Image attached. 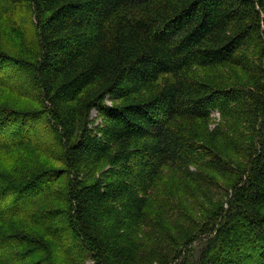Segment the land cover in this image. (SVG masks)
<instances>
[{
	"label": "trees",
	"instance_id": "obj_1",
	"mask_svg": "<svg viewBox=\"0 0 264 264\" xmlns=\"http://www.w3.org/2000/svg\"><path fill=\"white\" fill-rule=\"evenodd\" d=\"M0 89V264H264V0H0Z\"/></svg>",
	"mask_w": 264,
	"mask_h": 264
},
{
	"label": "rangeland",
	"instance_id": "obj_2",
	"mask_svg": "<svg viewBox=\"0 0 264 264\" xmlns=\"http://www.w3.org/2000/svg\"><path fill=\"white\" fill-rule=\"evenodd\" d=\"M2 39L7 47L14 49V46H15L14 39L12 38L11 35H9L8 33H4L2 36ZM2 100H9L10 102L14 103L15 101H18L19 99L13 95H10V93H8L6 90L0 89V101ZM95 115H96V112H94L93 116ZM0 154H1L0 159H4L5 161L9 160V156L7 154H5L4 152L3 153L0 152ZM30 154H31V149L27 148V149L21 150L18 156L21 159L28 160L32 157V156H29ZM7 163H10V160Z\"/></svg>",
	"mask_w": 264,
	"mask_h": 264
}]
</instances>
